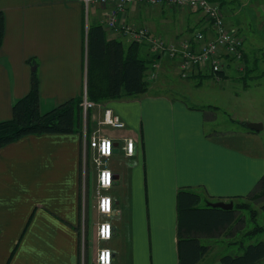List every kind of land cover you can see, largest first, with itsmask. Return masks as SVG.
I'll return each mask as SVG.
<instances>
[{"label": "crops", "instance_id": "obj_1", "mask_svg": "<svg viewBox=\"0 0 264 264\" xmlns=\"http://www.w3.org/2000/svg\"><path fill=\"white\" fill-rule=\"evenodd\" d=\"M92 7L97 12L88 23L81 0H0L4 14L0 121L10 117L14 101L28 92L34 69L41 112L87 91L88 28L101 23L105 15L99 6ZM122 19L167 39L190 36L199 28L209 35L199 11L175 9L165 2L130 6ZM108 33L107 39L121 41L124 52L128 42ZM163 57L167 59L161 54L153 58L158 72L164 69ZM193 74L201 79L197 72ZM100 107L118 115L125 122L118 129L126 131L112 133L110 126L102 127L112 138L110 158L117 162V167L109 166L113 183L103 192L118 188L127 178L125 190L105 192L113 198L117 213L100 214L112 224L110 239L96 235L98 248L111 249L110 264H178L177 190L190 186L226 200L251 192L264 174V157L258 150L207 132L206 111L167 92L108 98ZM99 113L98 108L91 111L90 119ZM83 122L81 110V127ZM253 131L227 136L251 138ZM124 136L134 139L132 155L124 154ZM124 158L126 168H120ZM88 167L94 168L92 163ZM81 178L80 131L27 134L0 147V264H97L98 248L92 253L85 236L90 223L85 209L82 215ZM87 179L92 181L91 173ZM39 187L46 190L43 198L35 196ZM90 197L88 187V202ZM229 225L218 235H199L210 246L198 264H222L223 252L210 255L212 243L206 240L223 236Z\"/></svg>", "mask_w": 264, "mask_h": 264}, {"label": "trees", "instance_id": "obj_2", "mask_svg": "<svg viewBox=\"0 0 264 264\" xmlns=\"http://www.w3.org/2000/svg\"><path fill=\"white\" fill-rule=\"evenodd\" d=\"M221 9L225 0H213ZM4 35V14L0 10V46ZM155 54L143 53L142 42H128L126 50H121V41L107 39L106 30L101 23L89 25L87 35V95L100 102L108 98L137 96L149 91L146 70L152 68ZM244 62L247 56L243 51ZM29 61L35 60L29 59ZM103 62L95 66V62ZM104 64V68H103ZM203 75L213 74L209 72ZM222 77L225 72L219 73ZM199 75V74H198ZM82 95L66 100L52 109L41 112L39 109V77L37 70L31 72L30 86L26 94L16 99L9 118L0 121V147L27 134L48 132L81 131ZM202 110L209 105H198ZM249 131H253L247 128ZM202 194L190 186L177 190V249L178 264H198L209 250V244L202 242L199 235H218L221 230L233 222L246 225L244 216H237V211L248 207L253 226L231 241L236 247L233 253L223 252L219 256L222 264H260L264 260V224L254 220L255 210L249 207L251 202L263 200L260 208L264 209V174L257 181L254 189L246 195L228 196L224 201H231L232 206L224 208L209 204V201L223 200ZM220 198V199H219ZM13 252V251H12Z\"/></svg>", "mask_w": 264, "mask_h": 264}, {"label": "rangeland", "instance_id": "obj_3", "mask_svg": "<svg viewBox=\"0 0 264 264\" xmlns=\"http://www.w3.org/2000/svg\"><path fill=\"white\" fill-rule=\"evenodd\" d=\"M95 12H97L96 8L92 6L88 8L86 22L89 23L91 21ZM222 13L226 24L231 29L238 31L244 38L243 45L247 56L244 69L239 71L234 67H230L224 70L225 76L220 79L211 75H203L201 73H204V71L201 70H196L200 74L199 76H201L200 80L194 77L193 71L190 76L182 78L178 73L175 60L167 56V59L165 57L162 59V63L165 64L164 69H160L159 72L156 71L154 78L147 80L149 83L148 92L164 91L172 97L180 98L190 105H209L211 108L206 109L207 119L205 129L207 132L215 136L220 135L221 140L224 142L235 143L243 148L251 146V148L253 147L258 150L264 157V0H225V3L222 5ZM125 22L132 23L131 21ZM136 25L143 26L139 23H136ZM108 35L128 42L120 32L110 31ZM143 50L147 56L148 54H152L147 42L143 43ZM155 55L157 54L155 53ZM102 63V61L95 62V66H99ZM150 70L148 69L146 72L148 73ZM100 102L102 103L103 101ZM102 111L103 108H101V113ZM251 121L263 124L261 129L253 131L254 134H252L251 138L227 136L230 133L238 131L248 132L246 123ZM111 132L123 134L126 131L111 127ZM108 165L110 167H117V162L115 159L110 158ZM119 167L126 168V159ZM87 170L88 173L92 174V181H89L86 175L84 183V207H87L84 209L90 224L85 228V236L91 245L92 253H95L99 247L96 239V227L102 216L96 210L95 170L93 167H88ZM126 180L127 178L124 177L118 188H112L104 192L109 193L116 190L121 192L122 188L125 190L127 185ZM88 187L89 189L91 188L89 202L86 200ZM45 193V188L39 187L36 190L35 196L43 198L45 197ZM120 200L124 201L125 197H122ZM262 202L263 200L251 202L249 207L255 210L256 217L254 220L264 224V209L259 207ZM249 215L250 211H248V207L238 210L237 216H244L246 225L245 223L243 226L240 222H233L223 233V236L221 235L215 240H206L212 243L213 251L210 255H213L215 252L236 250V247L231 245L230 242L237 240L243 231L253 226ZM229 234H234V236L231 237ZM260 236L264 237V233L260 234Z\"/></svg>", "mask_w": 264, "mask_h": 264}, {"label": "built area", "instance_id": "obj_4", "mask_svg": "<svg viewBox=\"0 0 264 264\" xmlns=\"http://www.w3.org/2000/svg\"><path fill=\"white\" fill-rule=\"evenodd\" d=\"M85 12L91 6H99L105 15L101 20L104 29L120 32L128 42H147L152 54L166 55L177 63L178 73L182 78L191 75L198 70L209 72L220 79L219 74L224 70L234 67L243 70L245 67L243 56V36L231 29L225 22L222 9L213 0H81ZM162 2L172 8L189 7L199 11L205 27L209 28V35L204 28L197 29L190 36H179L167 39L160 35L152 34L147 26H137L126 23L122 16L130 6H155ZM151 70L146 73V79L154 78L158 68V62L153 59ZM197 70V71H196ZM225 72V71H224ZM83 113V126L80 131V157L82 173V215L85 200V178L90 163L94 166L96 185V210L106 217L116 214L111 195L103 192L113 183V172L108 165V160L113 153L112 138L106 135L102 127L108 125L114 128H122L125 122L110 108L104 107L102 113L92 116L90 112L101 109L100 104L87 95L84 91L80 101ZM122 149L125 155L134 152V139L131 136L122 137ZM96 235L100 240H107L112 235V224L108 219H102L97 223ZM97 264L111 263V249L100 247L96 253Z\"/></svg>", "mask_w": 264, "mask_h": 264}, {"label": "water", "instance_id": "obj_5", "mask_svg": "<svg viewBox=\"0 0 264 264\" xmlns=\"http://www.w3.org/2000/svg\"><path fill=\"white\" fill-rule=\"evenodd\" d=\"M246 126L252 130H259L262 128V123L251 121V122H247ZM208 203L211 205H214V206H220V207H224V208H229L232 206L231 201H224V200L209 201Z\"/></svg>", "mask_w": 264, "mask_h": 264}]
</instances>
